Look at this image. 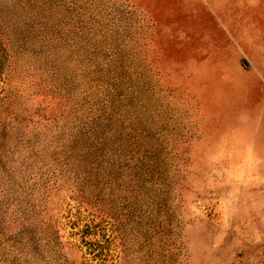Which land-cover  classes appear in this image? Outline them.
<instances>
[{
    "label": "rangeland",
    "instance_id": "374dc122",
    "mask_svg": "<svg viewBox=\"0 0 264 264\" xmlns=\"http://www.w3.org/2000/svg\"><path fill=\"white\" fill-rule=\"evenodd\" d=\"M0 264H264V0H0Z\"/></svg>",
    "mask_w": 264,
    "mask_h": 264
}]
</instances>
